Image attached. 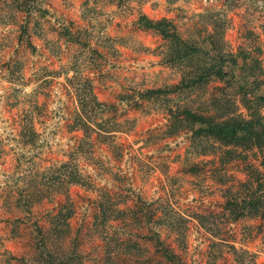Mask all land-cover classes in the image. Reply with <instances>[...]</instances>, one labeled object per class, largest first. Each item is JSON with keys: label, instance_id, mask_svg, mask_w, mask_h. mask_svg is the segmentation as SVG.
I'll use <instances>...</instances> for the list:
<instances>
[{"label": "rangeland", "instance_id": "374dc122", "mask_svg": "<svg viewBox=\"0 0 264 264\" xmlns=\"http://www.w3.org/2000/svg\"><path fill=\"white\" fill-rule=\"evenodd\" d=\"M223 2L35 0L29 14L15 0H0V264H24L17 258L34 254L36 224L46 223L64 198L55 193L61 162L74 157L86 176L85 185L69 186L76 263L173 264L157 249L158 230L186 264H239L231 244L264 264V217L232 221L224 207L225 188L246 178L248 164L259 166V154L224 165L219 157L191 154V133L170 134L167 107L186 99L141 95L177 83L181 72L165 61L166 40L142 28L139 15L170 18L186 36L198 14L224 10ZM227 14L226 39L233 47L259 44L264 65V0H242ZM251 22L259 34L254 44L243 37ZM219 86L193 93L189 104L199 108ZM90 90L102 103L90 104L97 111L89 112L85 142L76 128L78 98ZM113 122L122 131L111 138ZM194 163L196 173L189 171ZM37 188L50 194L28 209L41 196ZM114 207L128 210L103 219ZM106 251L118 255L109 259Z\"/></svg>", "mask_w": 264, "mask_h": 264}, {"label": "trees", "instance_id": "16d2710c", "mask_svg": "<svg viewBox=\"0 0 264 264\" xmlns=\"http://www.w3.org/2000/svg\"><path fill=\"white\" fill-rule=\"evenodd\" d=\"M35 0H15L20 11L31 14L35 9ZM176 0H168L173 4ZM242 0H224V10H208L198 14V20L188 27L185 36L178 25L170 18L154 19L145 13L138 18L139 25L152 30L162 36L167 42L164 52L165 61L181 72L180 80L172 85L142 90V98L146 100H160L165 98L172 102L182 95L186 102L175 107L169 104L170 134L182 131L191 133V143L188 152L194 155H213L222 159V165L232 160L246 161L247 154L255 151L259 154V166L248 164L246 178L238 184L227 185L225 188V210L232 221L244 218L264 217V65L262 62V48L254 44L258 33L255 24L251 22L243 37L245 41L253 42V46L240 43L233 47L226 39V33L232 25V18L227 10L240 6ZM248 23V19H246ZM212 82H219L217 93L206 98L199 108L189 104L195 92L205 93ZM80 95V110L76 128L85 132V142L90 135L91 126L88 122L90 114L97 111L90 110V104L95 107L101 105L96 95ZM239 104L245 111L240 110ZM108 107L111 105L106 104ZM105 111V110H104ZM89 116V118H86ZM106 135L111 138L115 132L122 131L120 124L113 122ZM84 144L74 152L76 156L84 152ZM217 155V156H216ZM198 163L190 166L189 171L196 173ZM221 183L227 184V180ZM60 181L56 194H62L63 199L50 211L49 219L44 224H36L39 239L34 254L30 257L17 258L24 264H78L76 256L70 251L71 223L75 214V205L71 200L70 185H85L86 176L78 165L76 157L73 162H61L56 181ZM44 189L36 190L41 196L30 200L28 209L44 199ZM128 208L114 207L113 214L108 210L103 219L110 220L124 217ZM103 214V211H102ZM161 224V223H160ZM159 224V225H160ZM162 224L170 226L171 222L164 220ZM156 246L160 255L173 264H186L167 242L161 238L160 231H154ZM239 264H258L255 254L249 250H239L234 244L230 246ZM109 259L118 254L106 251ZM132 257V254L131 256Z\"/></svg>", "mask_w": 264, "mask_h": 264}]
</instances>
